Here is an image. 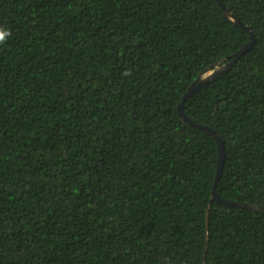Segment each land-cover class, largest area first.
<instances>
[{"label":"trees","instance_id":"16d2710c","mask_svg":"<svg viewBox=\"0 0 264 264\" xmlns=\"http://www.w3.org/2000/svg\"><path fill=\"white\" fill-rule=\"evenodd\" d=\"M0 0V264H264V0ZM232 65L184 100L205 71Z\"/></svg>","mask_w":264,"mask_h":264},{"label":"water","instance_id":"95a60500","mask_svg":"<svg viewBox=\"0 0 264 264\" xmlns=\"http://www.w3.org/2000/svg\"><path fill=\"white\" fill-rule=\"evenodd\" d=\"M221 10L223 11L224 15L226 16V18H228L229 20H231L234 24L239 25L241 27H244L247 30H250L249 27L244 26V24L234 15L230 12V10L226 7V5L221 1V0H217ZM252 45V41L246 45L245 47H243L242 49H240L238 52H236L235 54H233L231 57H228V63L224 64V65H216V69L214 70H207L205 71L203 74H201L190 86L188 92L186 93L184 100L189 97L195 90H197L198 88H200L201 86L207 84L208 82H210L212 79H214L218 73L223 72L228 65H232L246 50H248L250 48V46ZM209 73V74H208ZM182 107H183V101L181 102V104L179 105V113L181 114V116L184 118V120L194 126H196L197 128L206 131L207 133H209L217 142L218 144V170H217V175H216V179H215V183H214V188H213V192H212V199L217 200L218 202L225 204V205H230V206H236L239 208H246V209H250L253 210L255 212H260L264 215V207L263 206H259V205H251V204H247V203H242V202H234V201H230V200H226L221 198L217 192H216V186H217V182L221 176L222 173V168L224 165V142L222 137L219 135L218 131L213 130L212 128L205 126V125H199V124H195L191 119H189L188 117H186V115H184L183 111H182Z\"/></svg>","mask_w":264,"mask_h":264},{"label":"clouds","instance_id":"9594fccd","mask_svg":"<svg viewBox=\"0 0 264 264\" xmlns=\"http://www.w3.org/2000/svg\"><path fill=\"white\" fill-rule=\"evenodd\" d=\"M10 35H11L10 30L4 28L3 26H0V44L4 43L6 40V37Z\"/></svg>","mask_w":264,"mask_h":264},{"label":"rangeland","instance_id":"374dc122","mask_svg":"<svg viewBox=\"0 0 264 264\" xmlns=\"http://www.w3.org/2000/svg\"><path fill=\"white\" fill-rule=\"evenodd\" d=\"M209 74V73H208Z\"/></svg>","mask_w":264,"mask_h":264}]
</instances>
